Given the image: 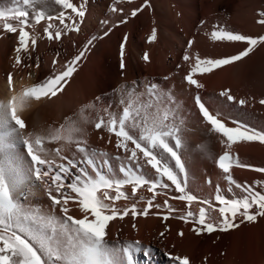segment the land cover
<instances>
[{
    "label": "bare ground",
    "instance_id": "1",
    "mask_svg": "<svg viewBox=\"0 0 264 264\" xmlns=\"http://www.w3.org/2000/svg\"><path fill=\"white\" fill-rule=\"evenodd\" d=\"M72 2L78 6L83 3L86 8L80 30L67 33L61 40H48L44 33L48 21L30 23L26 30L30 32V41L36 39L37 43L35 46L29 43V54H21L23 62L18 66H14L18 33H6L0 21V102L4 104L12 96H19L24 89L65 70L66 62L84 50L85 44L93 36L97 37L74 65L75 71L56 97L26 100L23 108L18 111L27 125L23 130L24 135H46L62 124L67 127L66 118L71 117L84 129V139L89 148L106 154L105 158L111 164L109 175L123 178L119 169L126 166L128 161L125 153L116 147V137L106 130H96L91 122L98 121L100 116L107 118L109 113L119 116L130 100L134 106L146 104L148 86L157 85L158 93H166L174 101L171 107L176 112L182 139L179 154L187 174L185 192L196 196L197 200L189 206L186 200L176 199L182 194L165 178L163 182L169 184V187H157L156 192L159 194L153 201L162 207L150 209L147 217L128 216L110 222L106 239L115 248L139 241V250L134 252L135 264H179L174 257L185 256L189 258L190 264H264V217H257L254 222L241 223L242 218L238 215L235 222L239 227L211 234H197L193 228L198 225L191 219L185 222L178 218L189 210L198 213L200 207H206L201 203L204 200L212 201L218 209L220 205L215 201L217 194L227 199L244 195L241 189L225 179V174L219 169L217 158L225 151V145L222 137L212 131L202 117L194 97L199 94L210 112L217 114L229 127H235L233 122L239 121L264 131V105L260 103L264 100V44L257 45L248 56L231 65L211 73L194 74L203 88L196 89L189 85L185 77L196 55L202 59L222 58L236 55L248 47L246 42L213 41L210 33L217 25L252 37L264 35V25L258 23L264 19L260 16L264 12V0H148V6L135 17H131V11L143 5L145 0ZM42 6L46 14L53 17V29L61 27L55 17L62 11H70L55 4L53 0H43ZM113 7L118 10L112 11ZM125 17L128 18L127 23L120 24V20ZM101 21H108V24H102ZM109 27L112 28L111 32L103 36ZM153 28L157 30V40L150 43L148 37ZM190 40L193 44L188 48ZM122 43L123 68L120 56ZM144 53L149 56L147 61L143 59ZM185 53L193 59L185 62ZM9 73L12 74V90L9 89L7 78ZM225 90H230L234 101L220 95ZM241 99L246 101L244 105L238 103ZM88 104L94 107L84 108ZM82 108L83 115L90 123H80ZM45 147L49 150L50 158H55L58 163L63 161L54 156L57 147H61V155L69 159H82L74 151L73 145L64 142H48ZM17 151L23 155L26 149L19 146ZM230 151L238 156L241 163L251 166L232 168L231 175L236 183L251 185L256 191L264 193V173L255 171L256 168H264V144L241 142L233 145ZM168 163L170 166L173 164L172 161ZM79 166L82 165L73 169V175L78 172ZM89 172L93 174L90 169ZM135 172L150 181L160 179L144 163L143 158ZM67 182H71V176ZM121 190L128 195V199L115 201V206L120 209L130 208L135 203L139 211L153 195L147 185L140 188L135 196L132 195L131 185H125ZM111 192L114 194L115 190ZM14 199L25 214L37 218L36 223H40V217L63 219L61 206L53 204L43 182L33 181L22 186L14 193ZM165 200L176 210L167 220L163 219L168 214V209L163 207ZM68 207V215L82 218L83 213L76 202L70 201ZM211 215L217 220L220 218L218 211ZM181 231L183 236L179 235ZM161 233L164 235L161 236Z\"/></svg>",
    "mask_w": 264,
    "mask_h": 264
},
{
    "label": "snow or ice",
    "instance_id": "2",
    "mask_svg": "<svg viewBox=\"0 0 264 264\" xmlns=\"http://www.w3.org/2000/svg\"><path fill=\"white\" fill-rule=\"evenodd\" d=\"M65 10L55 17L61 25L53 29L51 21L53 17L47 15L43 8V0H0V21L2 28L8 34L18 33V44L15 48L17 53L14 66L22 64V55H28L29 43L35 46L36 39H31L30 32L26 30L30 23L39 24L41 21H48L44 33L48 40H61L67 33L80 30V23L86 15V8L83 3L79 6L72 0H53ZM38 5H41L38 7ZM148 6V0L139 8L131 11V17H135L144 7ZM115 7L112 11H117ZM119 11H123L119 9ZM264 17V12L260 13ZM128 18L120 20V24L127 23ZM107 25L108 21H101ZM203 23V22H202ZM258 23L264 25V19ZM118 25H113L116 27ZM112 28L109 27L103 33L107 36ZM211 39L216 42H246L248 47L236 55L222 58H201L196 55L194 64L188 72L185 80L196 89L203 88V85L194 78L196 73H211L215 69L231 65L242 60L259 45L264 44V35L252 37L234 33L226 28L217 25L210 33ZM103 38V37H100ZM97 37L93 36L84 46L78 55L66 62L65 70L47 77L43 82L37 83L24 89L19 96H12L11 100L4 104L0 102V264H135L134 252L139 250V241H133L120 248L113 247L107 237V228L110 222L131 216L147 217L152 208H161V204H154L153 201L159 194L157 187L167 189L171 182L175 189L182 195L176 197L179 200H186L189 204L197 200V197L185 192L186 183L185 164L181 159L180 149L182 147L181 129L177 125L176 112L171 105L172 98L166 93H158L157 85L148 86V101L146 104L134 106L129 101L122 109L119 116L108 114L107 118L100 116L98 121L91 122L96 130H106L117 139L116 147L125 153L128 161L126 166H121L119 171L123 178H113L109 175L111 164L106 159L105 153H100L89 148L84 129L78 126L71 117L66 118L67 127L62 124L46 135L29 133L25 136L23 130L27 127L25 121L18 115V111L24 106L29 98L49 99L56 97L75 71L76 65L84 56L88 46ZM149 42L157 40V30L152 29L148 37ZM127 41V35L124 42ZM193 41H188V48H191ZM121 68L124 57V43L120 46ZM143 59L147 61L149 56L144 53ZM193 58L187 53L183 60L188 62ZM56 60H53V64ZM39 67V63L36 65ZM27 67V65H26ZM9 85L12 83V74H8ZM229 101H234L230 90L220 93ZM195 104L204 120L210 125L211 130L222 137L225 151L217 158V164L225 179L230 184L242 190L244 195L240 198L227 199L221 194L215 196L220 207L213 206L212 201L204 200L201 203L206 207H200L198 213L189 210L178 218L185 222L190 219L198 225L193 231L197 234L207 232L211 234L216 231H228L239 227L235 222L239 215L241 223L254 222L257 217H264V193L256 191L251 185L237 184L231 175L234 166L241 168L251 167L240 162L238 156H234L230 149L233 145L241 142H260L264 144V131L256 130L239 121H234L235 127H229L217 114L210 112L209 108L197 94L194 97ZM240 105L246 103L241 99ZM260 103L264 105V100ZM163 105V107H162ZM93 104L85 105L84 108H92ZM84 108L80 112V123H90L83 115ZM182 123V121H180ZM172 141L171 143L169 141ZM48 142H64L74 146V151L82 157L80 161L75 158L61 155L62 148L54 150V156L50 158L49 150L45 144ZM131 145V147H130ZM19 146L26 149L23 155L17 151ZM159 150V151H157ZM143 158L144 163L150 166L160 177L159 180L150 181L144 176L136 174L135 168ZM168 161H172L170 166ZM79 166L76 174L73 169ZM89 169L94 174H90ZM255 171L264 173V168H256ZM179 173V174H178ZM180 174H183L181 176ZM71 176V182H67ZM33 181L43 182L47 194L53 204L61 206L62 220L54 217L37 218L25 214L14 199V193ZM125 185L132 186V195L148 186L153 193L147 200L146 206L137 210L133 203L130 208L123 209L115 206V201L127 200L128 195L121 189ZM115 190L112 194L111 190ZM55 193V194H54ZM141 200L144 197H140ZM76 202L83 213L82 218H75L68 215L69 202ZM163 207L168 209V214L163 216L164 220L176 210L165 200ZM253 208L256 211H252ZM219 213V219L212 217V212ZM89 214L91 219H89ZM159 215V213H156ZM136 225L133 224V228ZM161 236L164 233L160 234ZM183 236V232L179 233ZM179 264H190L187 256L174 257Z\"/></svg>",
    "mask_w": 264,
    "mask_h": 264
},
{
    "label": "rangeland",
    "instance_id": "3",
    "mask_svg": "<svg viewBox=\"0 0 264 264\" xmlns=\"http://www.w3.org/2000/svg\"><path fill=\"white\" fill-rule=\"evenodd\" d=\"M12 85H13V83H11V85H9V87H10L9 89H10V90H12Z\"/></svg>",
    "mask_w": 264,
    "mask_h": 264
}]
</instances>
